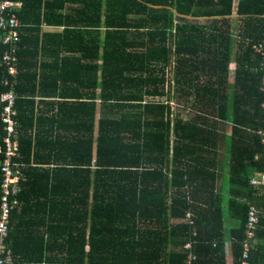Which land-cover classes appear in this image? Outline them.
Returning <instances> with one entry per match:
<instances>
[{
    "label": "trees",
    "instance_id": "16d2710c",
    "mask_svg": "<svg viewBox=\"0 0 264 264\" xmlns=\"http://www.w3.org/2000/svg\"><path fill=\"white\" fill-rule=\"evenodd\" d=\"M20 1L12 264H264V0Z\"/></svg>",
    "mask_w": 264,
    "mask_h": 264
},
{
    "label": "built area",
    "instance_id": "2783aa9c",
    "mask_svg": "<svg viewBox=\"0 0 264 264\" xmlns=\"http://www.w3.org/2000/svg\"><path fill=\"white\" fill-rule=\"evenodd\" d=\"M22 7L23 3L20 0H0V123L6 133L3 139L4 146L0 147V154L3 155L0 184V264L13 263V257L7 248L6 241L10 232L11 214L20 204L18 196L21 192V184L26 181L22 166L17 161L20 157V144L17 136V96L13 89L2 90V88L12 86L10 77L16 78L18 75V44L22 27L18 13ZM254 49L264 61V45L259 44ZM261 92L264 94V79ZM250 184L255 187L264 186V173L251 177ZM187 217L191 218L190 214ZM190 223L194 224L193 221ZM259 224L260 212L255 206H250L241 264H250V252L255 244ZM193 235L196 236V232ZM195 243L196 241L191 238L185 244V250L188 251L186 264H194L197 260L194 252ZM228 247L226 245V250Z\"/></svg>",
    "mask_w": 264,
    "mask_h": 264
},
{
    "label": "rangeland",
    "instance_id": "374dc122",
    "mask_svg": "<svg viewBox=\"0 0 264 264\" xmlns=\"http://www.w3.org/2000/svg\"><path fill=\"white\" fill-rule=\"evenodd\" d=\"M228 151V149H227ZM228 153V152H227ZM229 155V154H228ZM229 174H228V170H226L222 177H221V181H220V192L224 198V202L226 203L229 199Z\"/></svg>",
    "mask_w": 264,
    "mask_h": 264
},
{
    "label": "crops",
    "instance_id": "0c3cea01",
    "mask_svg": "<svg viewBox=\"0 0 264 264\" xmlns=\"http://www.w3.org/2000/svg\"><path fill=\"white\" fill-rule=\"evenodd\" d=\"M234 69H235V64L232 63V64H231V70H232V72H233ZM224 156H225V157H228V153L225 152ZM221 168H222V169L220 170V176H219V180H218V189H219V190H220V181H221V177H222L223 173L227 170L223 164H222V167H221ZM221 172H222V173H221ZM227 262H228V264H232V258H231V256H230L228 250H227Z\"/></svg>",
    "mask_w": 264,
    "mask_h": 264
}]
</instances>
